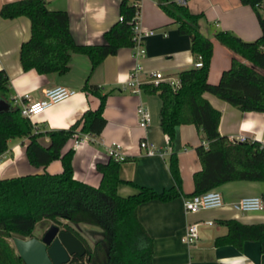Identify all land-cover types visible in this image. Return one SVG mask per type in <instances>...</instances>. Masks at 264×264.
<instances>
[{"label": "crops", "instance_id": "crops-1", "mask_svg": "<svg viewBox=\"0 0 264 264\" xmlns=\"http://www.w3.org/2000/svg\"><path fill=\"white\" fill-rule=\"evenodd\" d=\"M12 0H0L1 4ZM51 10L63 9L67 13L69 32L78 44L91 45L103 41L102 33L118 19L119 0H44ZM137 4V18L143 29H152V35L144 36L141 45L144 53L134 56L130 46L118 48L115 54L107 55L90 69L89 59L81 53H71L68 70L65 73L38 74L33 69L22 70L19 64V46L30 35V21L26 16L3 19L0 17V69L8 77V97L17 106L27 95V100L42 97L44 89L53 86H66L75 93L46 108L33 120V131L42 134L39 141L44 145L49 130L66 129L79 119L81 113L97 108L98 95L84 86L93 87L104 97L102 117L105 125L98 136L82 140L72 147L71 138L61 148L63 153L71 148L72 176L91 187H97L100 173L95 164L108 159L105 151L110 144H117L125 153V160L119 163V178L140 186H148L160 192L173 185L167 165L169 156L176 155L181 181V194L168 201L150 199L136 208V216L152 242L150 264H264V253L259 252L254 241H245L241 249L230 244L214 246L213 239L226 233L222 220L236 219L241 223L264 222V206L257 213H235L228 208L199 210L185 214L182 201L193 191V172L200 169L195 146L205 147L207 141L202 132L193 124H180L175 127L172 142L160 128V100L156 93H148L140 87L132 92L125 86V80L135 65L140 67L136 74L141 86L148 84L150 72H160L164 78L178 79L179 71L193 64L194 55L189 49L190 40L177 32V24L166 16L160 3L172 1L184 4L194 14H199V32L210 38L212 54L206 80L217 83L221 72L228 68L234 57L245 64L247 60L220 44L214 34L227 30L238 38L251 41L260 34L255 10L240 0H131ZM210 105L219 111L217 131L220 135L239 136L264 145V112L239 111L225 100L211 93H202ZM144 104L149 112L150 122L145 129L137 126L135 109ZM146 139L156 149L148 155L138 148L139 141ZM27 139L13 137L7 140V147L0 155V178L60 173L59 160H53L44 167L32 166L26 158L24 147ZM224 203L238 200L243 196H260L264 191L263 181H227L214 188ZM120 196L136 191L131 184L117 186ZM212 221L211 225L204 221ZM198 222L197 238L191 245L181 242L185 225Z\"/></svg>", "mask_w": 264, "mask_h": 264}, {"label": "trees", "instance_id": "trees-1", "mask_svg": "<svg viewBox=\"0 0 264 264\" xmlns=\"http://www.w3.org/2000/svg\"><path fill=\"white\" fill-rule=\"evenodd\" d=\"M263 0H240L249 4L257 17L261 34L255 40L246 41L227 30L216 31V40L248 61L245 64L234 57L230 66L224 69L217 83L206 80L212 42L199 32V14L191 13L179 2L160 3L167 17L177 24L178 33L189 37V49L194 60L200 57V67L193 65L178 72L179 86L172 88L166 81L157 86L143 84L145 92L156 93L160 100V128L168 141L175 136V127L193 124L203 133L207 145L195 146L200 169L193 172V191L201 193L227 181L264 182V145L254 140L230 142L217 131L219 111L202 97L211 93L216 98L228 102L239 111L264 112V4ZM137 10L131 0H119L117 19L102 33L99 44L84 45L73 40L69 32L67 13L63 9L51 10L44 0H12L1 4L0 17L3 19L26 16L30 21V35L19 46V64L22 70L33 69L38 74L65 73L71 53L84 54L93 69L107 55L115 54L118 48L133 45L132 16ZM8 77L0 69V101L6 104L0 108V155L6 150L7 140L24 137L27 142L24 153L34 167H44L53 160H59L61 172L51 174H28L12 178H0V264H24L7 241L11 235L28 237L34 225L42 220H55L60 229L74 234L82 243L72 225L79 223L98 226L100 237L92 245L85 247L82 256L72 255L64 264H81L85 257L89 264H150L152 242L136 216L139 204L150 199L168 201L181 194V181L176 155L168 158V168L173 185L160 192L148 186H140L119 178V163L123 160L108 158L97 162L100 173L99 185L91 187L72 176L71 148L63 153L61 148L72 137L79 126L83 134L98 136L105 125L102 117L105 95H100L92 87L84 86L98 95L99 104L93 110H84L79 119L66 129L46 131L48 141L43 145L42 134L34 132L30 120L19 113V107L8 97ZM125 160V159H124ZM131 184L134 193L120 196L117 186ZM260 196L264 202V191ZM66 220L61 222V220ZM226 233L213 239L214 246L232 245L242 248L245 241H254L259 252L264 253V222L241 223L233 218L222 220ZM84 245V244H83Z\"/></svg>", "mask_w": 264, "mask_h": 264}, {"label": "built area", "instance_id": "built-area-1", "mask_svg": "<svg viewBox=\"0 0 264 264\" xmlns=\"http://www.w3.org/2000/svg\"><path fill=\"white\" fill-rule=\"evenodd\" d=\"M264 4V0L261 3H256V7H261ZM137 8V4H135ZM118 19L121 21L122 18L118 16ZM132 34H133V45L130 46L134 56H140L144 53L141 41L144 36L152 35L154 30L152 29H143L137 18V10L134 12L132 16ZM193 66L200 67L201 60L200 57H197L196 60L193 61ZM140 71V67L135 65L132 69L130 75L125 80L124 88L129 89L132 92H138L141 84L136 78V74ZM166 81L171 85L174 89L179 86L178 79L171 80L166 79L160 72H150L148 77L149 84L153 86H157L158 82ZM75 93V90L66 86H53L44 89L42 97L37 100H27V95L22 97V101L20 102L19 113L26 120H30L32 126L34 123L33 118L42 113L46 108L50 107L53 104L58 103L60 100L68 98ZM135 114L137 117V126L139 128L145 129L150 122L149 112L144 104H139L135 109ZM34 128V126H33ZM36 132V130L34 131ZM88 137V134H83L79 131V126H77L71 137L72 147H77V145L84 139ZM230 142H242L247 140L246 137L241 134L239 136H230L228 138ZM139 149H144L145 153L148 155H153L156 153V149L154 146L149 143L146 139L139 141L138 143ZM108 158H113L114 160H124L125 153L117 144H110L105 149ZM264 202L261 196H243L235 201H230L224 203L223 198L220 193L211 188L210 190L194 193V195L187 196L182 201V209L185 214H194L199 210H211V209H222L228 208L235 213L244 214V213H257L263 208ZM205 224L211 225L212 221H204ZM198 222H188L184 227V232L180 237L182 243L186 245H191L195 242L197 238V226Z\"/></svg>", "mask_w": 264, "mask_h": 264}, {"label": "water", "instance_id": "water-1", "mask_svg": "<svg viewBox=\"0 0 264 264\" xmlns=\"http://www.w3.org/2000/svg\"><path fill=\"white\" fill-rule=\"evenodd\" d=\"M5 107L0 101V108ZM12 245L24 264H64L72 255L80 257L86 251L74 234L55 224L48 225L40 238L14 236Z\"/></svg>", "mask_w": 264, "mask_h": 264}, {"label": "rangeland", "instance_id": "rangeland-1", "mask_svg": "<svg viewBox=\"0 0 264 264\" xmlns=\"http://www.w3.org/2000/svg\"><path fill=\"white\" fill-rule=\"evenodd\" d=\"M264 183V182H263ZM66 220H61V222H64ZM50 224H55L57 225L59 228H61V226L59 224H57L55 222V220H49V219H42L40 221H38L34 227H33V230H32V235L36 236V237H39L41 236L40 234L42 233V231L44 229H46L48 227V225ZM73 228V230L79 234V236L82 237L83 239V244H84V247H87L89 249H92V245L93 243L96 241V239H98L100 237V228L98 226H92V225H88V224H83V223H79L78 225H72L70 224ZM14 236H19V235H11V237L7 238V241L8 243L10 244V246L13 248V245H12V238ZM21 237V236H19ZM22 238H28V237H22ZM14 252H15V249L13 248ZM17 253V252H16ZM81 264H89L86 262V258L84 257L82 259V262Z\"/></svg>", "mask_w": 264, "mask_h": 264}, {"label": "flooded vegetation", "instance_id": "flooded-vegetation-1", "mask_svg": "<svg viewBox=\"0 0 264 264\" xmlns=\"http://www.w3.org/2000/svg\"><path fill=\"white\" fill-rule=\"evenodd\" d=\"M46 229H44L43 231H42V233L40 234L41 236H39L38 238H40V237H42V234L44 233V231H45ZM85 254V253H84ZM83 254V255H84ZM82 256V255H81Z\"/></svg>", "mask_w": 264, "mask_h": 264}]
</instances>
